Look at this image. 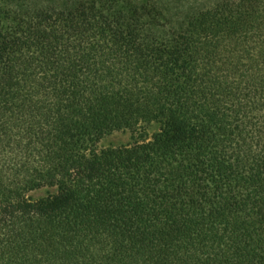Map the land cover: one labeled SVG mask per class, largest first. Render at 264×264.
<instances>
[{
  "label": "trees",
  "instance_id": "trees-1",
  "mask_svg": "<svg viewBox=\"0 0 264 264\" xmlns=\"http://www.w3.org/2000/svg\"><path fill=\"white\" fill-rule=\"evenodd\" d=\"M189 6L0 0V264H264V0Z\"/></svg>",
  "mask_w": 264,
  "mask_h": 264
},
{
  "label": "rangeland",
  "instance_id": "rangeland-1",
  "mask_svg": "<svg viewBox=\"0 0 264 264\" xmlns=\"http://www.w3.org/2000/svg\"><path fill=\"white\" fill-rule=\"evenodd\" d=\"M170 2L172 9H177L178 11H174V14H177L178 12H183L186 13L187 11H190L189 9L191 8L189 5L191 6H200V5H205V4H211L214 1L217 0H167ZM181 1H185L188 2L189 4H185L184 6L182 5L181 7H179V3ZM132 142V135L129 132H120V133H115L110 137H107L104 142H103V147H120V146H124V145H128ZM43 193L40 194H36L33 197L35 198H39L41 196H43Z\"/></svg>",
  "mask_w": 264,
  "mask_h": 264
}]
</instances>
